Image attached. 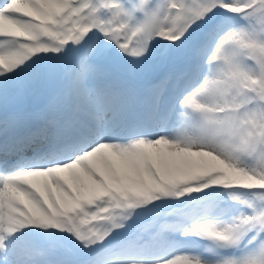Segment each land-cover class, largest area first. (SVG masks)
<instances>
[{
    "label": "snow or ice",
    "instance_id": "6c2138e0",
    "mask_svg": "<svg viewBox=\"0 0 264 264\" xmlns=\"http://www.w3.org/2000/svg\"><path fill=\"white\" fill-rule=\"evenodd\" d=\"M0 264H264V0H0Z\"/></svg>",
    "mask_w": 264,
    "mask_h": 264
}]
</instances>
